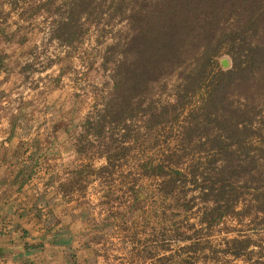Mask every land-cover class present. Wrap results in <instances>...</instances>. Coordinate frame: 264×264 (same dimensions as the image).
Masks as SVG:
<instances>
[{
	"label": "rangeland",
	"instance_id": "rangeland-1",
	"mask_svg": "<svg viewBox=\"0 0 264 264\" xmlns=\"http://www.w3.org/2000/svg\"><path fill=\"white\" fill-rule=\"evenodd\" d=\"M73 1L25 0L14 10L7 0H0V21L7 19L10 28L17 30V40L25 36L28 40L24 44L0 40V50L8 54L0 56V106L13 116L25 118L33 132L49 128L46 123L39 124L41 118L56 117V159L64 158L65 170L72 168L69 162L77 159L76 164L85 170L75 173L73 181L68 182L76 186L74 198L80 205L56 201V227L67 229L73 238L72 248L68 249L73 255L72 263L182 264L188 256L182 246L191 242L177 239L182 234L197 229L201 244L217 248L225 238L236 234L232 228L259 226L255 225L258 218L240 223L228 216L212 229L198 230L199 223L193 228L198 212L196 207L186 208L189 197L183 194L191 185L179 182L180 194L165 195L164 179L168 175L166 178L150 174L160 162L169 173L174 163L187 168L217 154L209 143L205 145L209 149L200 147V131L194 133L190 142H182L179 137V125L189 113L200 120L201 96L212 76L208 71L200 80L188 78L195 72L193 57L132 94L131 105L124 106L127 119L123 121V116L118 127L111 121L108 111L112 107L108 106L113 97V76L119 71V63L132 56L124 50L132 34L129 15L152 8L154 0H92L90 13H84L76 23V42L67 45L51 36L53 32L60 33L59 20L70 19ZM216 62V68L232 66V58L226 53L218 56ZM226 103L234 110V119L248 122L257 112L255 120L264 140L263 90L254 91L252 97L245 99L235 85L231 86ZM104 114L106 118L102 117ZM208 126L209 141L219 138L217 121ZM124 133L130 137L123 139ZM76 148L83 149V153L87 149L88 153H77ZM67 151L74 155L69 156ZM102 151L106 152L107 161L99 157ZM233 158L235 164L251 161L253 172L264 175L263 150L249 149L247 153L243 148ZM242 206L241 202L238 208ZM70 226L79 231L77 238ZM249 234L257 244L264 245V227ZM77 248L88 251L84 257L80 255L82 262ZM255 248L259 252L253 254V260L263 252L260 245ZM196 256L204 258L203 253ZM216 257L218 263L211 264H247L244 259L230 260L223 253ZM206 263L205 260L201 264Z\"/></svg>",
	"mask_w": 264,
	"mask_h": 264
},
{
	"label": "trees",
	"instance_id": "trees-1",
	"mask_svg": "<svg viewBox=\"0 0 264 264\" xmlns=\"http://www.w3.org/2000/svg\"><path fill=\"white\" fill-rule=\"evenodd\" d=\"M7 1L14 10L25 2ZM91 1L74 0L70 19L59 20L60 33L53 32L51 38L57 37L67 45L75 43L76 23L84 13H90L88 6ZM128 19L132 34L124 50L132 56H126L119 63V71L113 76V97L108 106L112 107L108 111L112 114V123L118 127L123 116V121L127 119L124 106L131 105V95L138 89H144L163 75L174 72L193 57L196 73L189 74L188 78L200 80L208 71L212 76L204 85L200 120L193 112L189 113L188 119L179 125V137L182 142H190L194 133L200 131L202 135L199 137L203 139L200 147L209 149L205 146L209 143L217 154L207 161L198 160L195 166L187 168L174 163L169 173L160 162L150 174L156 177L168 175L167 180L164 179L167 186L163 190L165 195L180 194L179 182L183 186L191 185L183 194L189 197L186 208L196 207L198 212L193 228L199 223L201 227L198 230L212 229L228 216L240 223L246 219L248 222L259 219L255 224L259 226L232 228L236 234L225 238L217 248L201 244L197 229L182 234L177 239L191 241L182 246L188 253L182 264H199L202 258L196 256L197 253H203L206 264L218 263L217 253L230 256V260L244 259L247 264H264V245L257 244L249 234V231L257 232L264 227V175L260 177L253 172L251 161L247 164L233 163V156L240 149L244 148L247 153L249 149L264 151L262 132L258 131L260 126L255 120L259 114L253 113L248 122L234 119V110L226 103L228 89L234 85L245 99L252 97L254 91H264V0H154L152 8L132 12ZM0 40L20 41L17 40V30L10 28L7 19L0 21ZM225 53L231 56L232 66L216 68L219 66L216 58ZM0 56L8 54L0 50ZM106 115L102 117L106 118ZM216 121L221 130L219 138L209 141L208 125ZM128 137V133L123 134V139ZM203 163L206 166H202ZM241 202L243 206L238 208ZM72 239L67 229H57L56 244L65 245L70 250ZM257 245L263 252L253 260V254L259 252L255 248ZM72 256L68 252L71 262Z\"/></svg>",
	"mask_w": 264,
	"mask_h": 264
},
{
	"label": "crops",
	"instance_id": "crops-1",
	"mask_svg": "<svg viewBox=\"0 0 264 264\" xmlns=\"http://www.w3.org/2000/svg\"><path fill=\"white\" fill-rule=\"evenodd\" d=\"M19 40L28 41L26 36ZM41 119L39 124L49 128L33 132L25 118L0 106V264H73L68 248L56 244V201L80 205L74 198L76 186L68 182L85 170L76 164L77 159L69 162L72 168L63 169L64 158L56 159V117ZM76 151L88 153L87 149ZM99 155L107 161L106 152ZM70 228L77 238L79 231ZM77 249L82 262L88 251Z\"/></svg>",
	"mask_w": 264,
	"mask_h": 264
},
{
	"label": "water",
	"instance_id": "water-1",
	"mask_svg": "<svg viewBox=\"0 0 264 264\" xmlns=\"http://www.w3.org/2000/svg\"><path fill=\"white\" fill-rule=\"evenodd\" d=\"M222 63H223L224 65H227L228 62H227L226 59H223V60H222Z\"/></svg>",
	"mask_w": 264,
	"mask_h": 264
}]
</instances>
